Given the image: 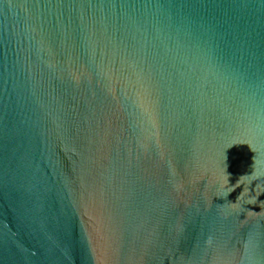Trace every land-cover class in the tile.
<instances>
[{"label": "water", "instance_id": "95a60500", "mask_svg": "<svg viewBox=\"0 0 264 264\" xmlns=\"http://www.w3.org/2000/svg\"><path fill=\"white\" fill-rule=\"evenodd\" d=\"M0 264H264V0H0Z\"/></svg>", "mask_w": 264, "mask_h": 264}]
</instances>
